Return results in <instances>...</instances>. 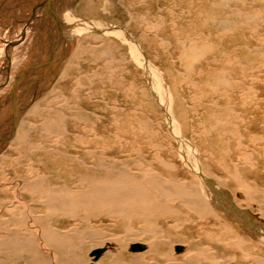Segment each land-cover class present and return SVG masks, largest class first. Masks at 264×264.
Returning <instances> with one entry per match:
<instances>
[{
  "label": "rangeland",
  "instance_id": "rangeland-1",
  "mask_svg": "<svg viewBox=\"0 0 264 264\" xmlns=\"http://www.w3.org/2000/svg\"><path fill=\"white\" fill-rule=\"evenodd\" d=\"M60 1L52 7L62 35L64 14L79 33L56 34L59 49L48 41L34 66L47 30L36 25L37 1L0 0L18 18L0 9V136L10 132L13 76L36 72L22 88L15 136L0 142V264H153L134 260L145 236L174 241L155 247L157 264H264V0H75L73 13ZM90 20L130 31L162 73L168 103L126 43L84 30ZM39 70L48 76L33 79ZM197 161L218 186L221 226L163 196L207 190L187 165ZM125 181L136 188L129 205L89 194L126 198ZM179 236L194 241L198 259L184 258Z\"/></svg>",
  "mask_w": 264,
  "mask_h": 264
},
{
  "label": "bare ground",
  "instance_id": "bare-ground-1",
  "mask_svg": "<svg viewBox=\"0 0 264 264\" xmlns=\"http://www.w3.org/2000/svg\"><path fill=\"white\" fill-rule=\"evenodd\" d=\"M9 1H11V0H9ZM23 1V0H22ZM30 2L32 1V0H29ZM35 1H37V5H32V7L34 6V13L35 12H37L36 14H38L37 15V24L36 25H38L39 24V26H40V24H44L45 25V27H47L46 29L47 30H45V32H46V34L45 33H42V38L40 37V43H41V46H42V48L40 47V49H38V47H37V51L35 50L34 52H33V54L35 55V60L33 61V65L34 66H36V64L37 63H41V55H43V56H45L46 57V53H47V51L48 50H46V48L48 49L49 48V46H48V44H47V42L49 41V39H52V37H53V35L55 36L56 34H59L60 36L62 35V33H61V29H62V26H61V28H60V23H59V14L58 13H55L54 12V10H53V7H52V4H55L56 3V1L57 2H59L60 0H35ZM61 2V1H60ZM65 2V1H64ZM8 3V2H7ZM24 3L25 2H23V5H24ZM27 3V2H26ZM68 3V2H67ZM5 4V3H4ZM3 4V5H4ZM59 4V3H58ZM65 4V3H64ZM77 3L75 2V0H70V6H68L67 8H69L70 10H71V12L73 13V9H74V7H75V5H76ZM27 5V4H26ZM63 5V4H62ZM66 5V4H65ZM4 6H7V5H4ZM29 6V5H28ZM36 6V7H35ZM55 7V6H54ZM65 7V6H64ZM63 7V8H64ZM13 8H15V7H13ZM0 9H2V8H0ZM6 9L8 10V11H6ZM4 12L2 13V14H4L5 12L7 13V12H9V14H13V17H14V19H15V21L17 22L18 21V18H17V16L14 14V11H13V9H11V10H9V6H8V8H6V7H4V9H2ZM36 10V11H35ZM65 11H67L66 10V8H65ZM61 12V11H60ZM6 13H5V16H6ZM63 13H65V12H63ZM1 16V15H0ZM8 16V15H7ZM68 16V15H67ZM75 16V15H74ZM2 17H4V15L2 16ZM9 17V16H8ZM18 17H20L19 16V14H18ZM62 17V21H64V23L67 25V30L69 31V32H66L65 31V35L63 36L62 35V37L64 38V37H68L69 38V36H73V35H76V34H78L79 33V31H78V29L76 30L77 32H75L76 34H72V29H71V27H69V25L71 24V25H73V23L74 22H76L77 20H74V17L72 16V20H71V17H70V19H67V17H65V14H64V17L63 16H61ZM6 18V17H5ZM11 18V17H10ZM41 19H43V20H41ZM76 19V18H75ZM12 20V19H11ZM61 20V19H60ZM28 21V20H27ZM27 21H25V22H27ZM70 21V22H69ZM83 21V20H82ZM13 22V21H12ZM30 22V21H29ZM29 22H27V23H29ZM69 22V23H68ZM36 23V22H35ZM63 23V22H62ZM77 23H79V22H77ZM65 24H63V25H65ZM69 24V25H68ZM83 24V23H82ZM101 23H99V22H97L96 20L95 21H93V20H90V21H87L86 22V26H82V27H84V30L85 31H90V30H92V29H99L102 33H104L105 35H108L107 33H109V35H113V36H116V37H118L121 41H123L124 43H126L127 45H128V49H129V53H130V58L131 59H133L138 65H140V67H142V69H144L145 70V72L144 73H146L147 75H149V77H152V78H155V80L158 82V84L160 85V90H158L157 91V93L159 94V93H161L160 95H161V97L160 96H158L157 98H160L161 99V101H162V103L165 105V103H168V99H170V94L168 93L167 94V85H166V83L164 82V79H163V77H162V73L157 69V67L155 66V65H153V63L152 62H150V61H148L146 58H145V56H144V53L141 51V47H140V44L138 43V41L135 39V38H133V36H132V34L130 33V31H128V30H124V29H121V28H116V29H110V28H105L104 27V29L102 30V28H100V26H104V25H100ZM35 25V24H34ZM0 26L1 27H3V28H5V26L3 25V23L2 22H0ZM73 27V26H72ZM81 27V28H82ZM107 27V26H106ZM27 28V27H26ZM64 28V27H63ZM66 29V28H65ZM28 30H29V28H28ZM7 31V30H6ZM63 31V30H62ZM74 32V31H73ZM61 33V34H60ZM6 34V33H5ZM40 36V35H39ZM58 36V35H57ZM67 38V39H68ZM36 40V39H35ZM4 41V40H3ZM68 41V40H67ZM51 42V41H50ZM15 43V42H14ZM20 43V42H19ZM39 43V44H40ZM54 43H55V41H54ZM54 43H52V45L50 46V48H52L53 50L54 49H56V48H54L55 46H54ZM69 43V42H68ZM11 44V43H10ZM18 44V43H17ZM16 45V44H15ZM58 45V44H57ZM67 45V44H66ZM35 46V45H34ZM62 46H63V44H62ZM62 46H59V47H62ZM13 46H11V48H12ZM57 49H59V48H57ZM61 49V48H60ZM6 52H8V51H6ZM32 52V51H31ZM11 54V53H10ZM51 54H53V56H54V52H50L49 53V55L47 56V59H48V57L49 56H51ZM12 55V54H11ZM6 56V55H5ZM37 56H39V57H37ZM129 56V55H128ZM9 57V56H8ZM7 57V58H8ZM54 58V57H53ZM38 59V60H37ZM11 61V60H10ZM8 63V62H7ZM6 63V64H7ZM32 63V62H31ZM11 66V65H10ZM34 66H30L29 68H27V69H25V70H22V72L19 74V73H17L16 75H14L13 76V81H12V83H11V88H10V103H11V106L10 107H12L13 109H11V113H10V121H11V123L9 124L10 125V132H9V135L7 134V136H0V142H1V140H11L10 138L12 137V136H15L14 134L16 133V127H17V109H20V107H21V98H22V96L21 95H23V93L25 92V89H22L23 87H24V84H26L25 83V81H27L28 80V77H29V73H36V72H34V70H33V68H34ZM57 68V67H56ZM10 69V68H9ZM8 69V70H9ZM45 71V70H44ZM43 71V72H44ZM48 71V74L49 75H53L54 74V72L56 71V70H52V69H50L49 68V70H47ZM46 72V71H45ZM53 72V73H52ZM5 73H6V70H5ZM2 74V73H1ZM45 74V73H44ZM44 74H42V70H41V73H40V70H39V73H38V76H35V78H33V79H36L37 77H40V78H42L43 77V75ZM46 75V74H45ZM6 76V75H5ZM31 76V75H30ZM46 76H48V75H46ZM31 78V77H30ZM40 78H38V79H40ZM50 78V77H49ZM11 79V78H10ZM32 79V78H31ZM30 79V80H31ZM37 79V80H38ZM9 81H11V80H9ZM154 86V85H153ZM24 91V92H23ZM160 91V92H159ZM32 94V93H31ZM30 94V95H31ZM8 96V97H9ZM157 96V95H156ZM169 96V97H168ZM29 100L31 99V96L28 98ZM159 99V100H160ZM13 102L15 103V105H13ZM24 103V102H23ZM2 105V104H1ZM167 106V105H166ZM15 112V113H14ZM167 113H168V111H166ZM14 113V114H13ZM167 117H168V121L171 123L170 125H172L173 126V120H172V118H170L169 116H168V114H167ZM175 126V125H174ZM7 133V132H6ZM5 133V134H6ZM174 133H175V135H176V137H177V140H179V143L180 144H184V146H185V148H190L192 151H193V149H194V154H195V156H196V159L198 160V157H197V152H196V149L194 148V147H192V145L189 143V141H186V140H184L180 135H179V133H178V130H176V127H175V131H174ZM1 134V133H0ZM1 147V146H0ZM182 147V146H181ZM193 148V149H192ZM184 154V153H183ZM185 155V154H184ZM189 156V155H188ZM200 162V161H199ZM199 162L197 161L196 162V164H195V166H191L190 165V162H188L187 163V165L188 166H190V168H192V169H194L196 172H199V174H201V176L204 178V179H202V178H199V179H201V188H203L202 186H206L205 188L207 189V190H204V191H201L202 192V194H199V191H198V189H195V188H193V187H191V186H189V190H187V192H186V190L183 192L182 191V193H184L183 195H178V191H177V194L175 193V190H172V192H163V196H165L167 199H173V198H179L180 197V200L182 201V203H184V204H189V205H192V206H194V207H198L200 210L197 212L200 216H201V218H202V220L203 221H206V222H208V224L209 223H211L212 225L211 226H215V227H217V226H221V224L222 223H220L221 222V218L219 217V215H220V213L216 210V209H218V207L220 208H223L224 207V205L216 198V197H214V196H216V194H215V192L216 193H218L217 192V188H218V186L216 185V184H214L213 185V183L214 182H212V180H210L204 173H203V171H202V169H201V167H200V165L201 164H199ZM110 171H112V170H110ZM240 179V178H239ZM125 180H126V178H125ZM125 182H128V183H126L127 184V186H128V189L126 188L125 190H126V192L128 193V196L125 198V196H126V193H123V192H119L118 190L117 191H115L114 189V191H110V193L108 194H106V193H103V194H101L100 192H102V190H100V192H97V195H96V193L94 192V190L93 191H91L89 194H91V195H94V197H99V202L100 201H103V202H105V203H108L107 201H120L122 198H123V200L125 201V203H126V205H129V203H131L133 200H136V196H135V194H136V188L134 187L133 189H135L134 191L135 192H131L130 191V187L131 186H133V185H131V182H129V181H125ZM120 183V182H119ZM123 183V182H122ZM153 183L155 184V181H153ZM152 183V184H153ZM123 184H125V183H123ZM125 184V185H126ZM194 184H196V183H194ZM209 186H208V185ZM94 185V184H93ZM94 186H96V184L94 185ZM123 186V185H122ZM217 187V188H216ZM100 188V187H99ZM102 189V188H101ZM107 189V188H106ZM132 189V190H133ZM140 189V188H139ZM137 190V191H140V190ZM105 190V189H104ZM165 190V189H164ZM219 190V189H218ZM90 191V190H89ZM96 191H99V190H97L96 189ZM108 191V192H109ZM124 191V190H123ZM60 192V191H59ZM186 192V193H185ZM99 194V195H98ZM196 194V195H195ZM221 194V193H220ZM96 195V196H95ZM86 196V195H85ZM90 196V195H89ZM182 196V197H181ZM58 197V196H57ZM143 198V197H142ZM58 199V198H57ZM64 199V198H63ZM92 199V198H91ZM203 199V200H202ZM47 200V199H46ZM93 200V199H92ZM97 200V199H96ZM140 200V199H139ZM223 200V199H222ZM225 200V199H224ZM19 201H21V200H19ZM22 202V201H21ZM60 202V201H59ZM112 202H110V203H112ZM225 203V202H224ZM22 204V203H21ZM51 204V203H50ZM104 204V203H103ZM126 205H124V206H126ZM233 207V206H232ZM236 207V206H235ZM223 209H225V211H226V208L224 207ZM233 209V212L234 213H238V214H242V212L241 211H239V210H236L234 207L232 208ZM24 210H26V209H24ZM230 210V209H229ZM224 211V210H223ZM25 213V212H24ZM206 225V224H205ZM253 228H255V227H253ZM208 230V229H207ZM255 230H257V228H255ZM258 231V230H257ZM261 232V234H262V237L264 236V230H262V231H260ZM144 237V236H143ZM181 239V237L179 236L178 238H177V241L178 240H180ZM144 240L146 241V243H147V245H148V249H147V251L146 252H144L143 254H140V255H137V257H135L134 258V260H136V261H138V262H140V263H142V262H151V263H155V264H157L158 263V255L160 254L159 252H158V249H157V252L155 251V249L157 248V246L159 245V244H165L167 241L166 240H160V239H157L156 240V238L154 237V236H145L144 237ZM186 239H181V241L186 245V247H187V255L186 256H184V258H186V260L187 261H190L191 262V259H193L194 260V258H196V257H198L197 255V252L196 251H194V248H193V242L194 241H192V240H190V241H185ZM180 241V242H181ZM240 241V240H239ZM264 241V240H263ZM174 241H171V242H167L168 243V246H171V244L173 243ZM241 243V242H240ZM260 243V242H259ZM258 243V244H259ZM262 243V245H264V243L263 242H261ZM142 246V245H141ZM160 246V245H159ZM156 247V248H155ZM241 247V246H240ZM101 249H99L98 251H100ZM101 252H102V250H101ZM100 252V253H101ZM194 252V253H193ZM99 253V254H100ZM93 254H95V256H98V255H96L97 254V252L96 251H94V253ZM196 259H198V258H196ZM145 264V263H144ZM161 264V263H160Z\"/></svg>",
  "mask_w": 264,
  "mask_h": 264
},
{
  "label": "water",
  "instance_id": "water-1",
  "mask_svg": "<svg viewBox=\"0 0 264 264\" xmlns=\"http://www.w3.org/2000/svg\"><path fill=\"white\" fill-rule=\"evenodd\" d=\"M50 46H51V45H50ZM52 57H53V54H51V56H49L48 59L45 60L44 64H48V63H50V62L52 61ZM39 65H40V64H39ZM131 248H132L133 250H140V249L143 248V246H141V245H139V244H134V245L131 246ZM175 249H176V251H180V250H181V246H177ZM96 252H97L96 255H98V254L101 252V250H100V251L96 250Z\"/></svg>",
  "mask_w": 264,
  "mask_h": 264
},
{
  "label": "crops",
  "instance_id": "crops-1",
  "mask_svg": "<svg viewBox=\"0 0 264 264\" xmlns=\"http://www.w3.org/2000/svg\"><path fill=\"white\" fill-rule=\"evenodd\" d=\"M55 39H56V36L53 35L52 39H49V41H51V43H54V41H56ZM56 43H57V41H56ZM46 59H47V58H45V60H46Z\"/></svg>",
  "mask_w": 264,
  "mask_h": 264
}]
</instances>
